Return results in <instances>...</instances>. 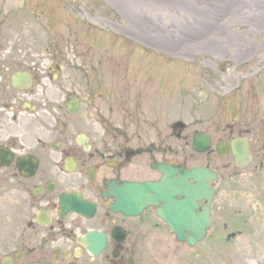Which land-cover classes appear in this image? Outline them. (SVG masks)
<instances>
[{"label": "rangeland", "instance_id": "1", "mask_svg": "<svg viewBox=\"0 0 264 264\" xmlns=\"http://www.w3.org/2000/svg\"><path fill=\"white\" fill-rule=\"evenodd\" d=\"M0 46L45 76L60 69L67 98L95 106L96 131L139 126L149 138L151 124L182 122L264 135V0H0ZM66 123L72 134L88 129L82 109ZM209 156L197 162L222 161ZM251 169L231 186L219 180L195 264H264V178L247 180ZM238 210L254 215L253 233L222 242Z\"/></svg>", "mask_w": 264, "mask_h": 264}, {"label": "flooded vegetation", "instance_id": "2", "mask_svg": "<svg viewBox=\"0 0 264 264\" xmlns=\"http://www.w3.org/2000/svg\"><path fill=\"white\" fill-rule=\"evenodd\" d=\"M5 56L0 53V264H195V248L178 240L169 223L178 222L177 207L172 206L178 173L172 172L170 182L164 183V172L153 164L203 166L217 173L212 184L213 225L219 180L231 186L252 166V177L246 179L264 178V135L258 128L192 130L176 123L151 124L149 131L155 133L149 138L139 126L126 135L120 127L99 132L90 126L96 108L80 93L79 110L88 129L72 134L66 123L70 98L61 70L45 76V70L21 66L24 61ZM17 72L30 73L29 82L16 87ZM57 82L59 99L53 103L49 91ZM197 132L222 143L225 157L216 150H195ZM236 139L250 146L245 168L233 154ZM211 154L222 161L197 162L200 156L210 160ZM145 182L158 183L157 193L150 191L156 203L142 205L146 190L142 198L133 197L130 184ZM205 204L200 202L194 213L204 217ZM227 219L237 229L220 237L222 242L253 233L251 211L238 210ZM224 228L229 230L230 222ZM209 237L210 231L198 245Z\"/></svg>", "mask_w": 264, "mask_h": 264}, {"label": "water", "instance_id": "3", "mask_svg": "<svg viewBox=\"0 0 264 264\" xmlns=\"http://www.w3.org/2000/svg\"><path fill=\"white\" fill-rule=\"evenodd\" d=\"M28 74H17L15 75V83L16 85H21V83L25 82L24 79ZM72 105V110L71 112L74 113L78 103L76 104L71 103ZM211 141H210V136L209 134H203V133H197L195 136V145L194 148L196 150H199L200 152H205L210 149ZM239 146V147H238ZM218 150L220 155H224V153L221 152L223 150V145L218 146ZM234 153L236 157V161L240 166H243L241 161L243 159H246L247 156V146H244L242 142H237L235 143L234 147ZM158 168L161 169H166L162 166H158ZM181 171H184L183 173ZM179 174V179L177 181V189L174 187L173 189V199H172V204L173 207H191L189 208V211L194 210L196 207H198V201L202 199L207 200V204L205 207H207V211L203 217V215H194L191 216L189 213H185L183 215H179V221L186 222L189 221L191 223H198L199 225L193 226V225H188V226H174L173 230H175L178 234V238L181 240H189V244L191 246L196 245V243L200 240H202L206 233L207 230L211 227L212 221L209 218V210L208 208L210 207L212 200H213V195H214V188L210 186L208 183V180L217 179L216 173L212 172L210 169L207 168H194L192 170H178ZM190 179H194L195 183H192ZM146 185H151V184H146ZM152 188H154V185H152ZM155 189V188H154ZM177 195H181V199H176L174 198ZM154 197H148L147 201L145 204H149L151 202H154ZM188 214V215H187ZM187 232H190V236L188 237Z\"/></svg>", "mask_w": 264, "mask_h": 264}, {"label": "bare ground", "instance_id": "4", "mask_svg": "<svg viewBox=\"0 0 264 264\" xmlns=\"http://www.w3.org/2000/svg\"><path fill=\"white\" fill-rule=\"evenodd\" d=\"M216 46H218V45H216Z\"/></svg>", "mask_w": 264, "mask_h": 264}]
</instances>
